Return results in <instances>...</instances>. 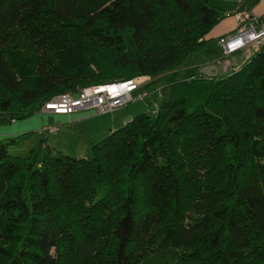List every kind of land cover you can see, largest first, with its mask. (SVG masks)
I'll return each mask as SVG.
<instances>
[{
  "label": "trees",
  "instance_id": "16d2710c",
  "mask_svg": "<svg viewBox=\"0 0 264 264\" xmlns=\"http://www.w3.org/2000/svg\"><path fill=\"white\" fill-rule=\"evenodd\" d=\"M223 17L211 0H0V122L175 71ZM161 91L86 157L0 138V264H264V42Z\"/></svg>",
  "mask_w": 264,
  "mask_h": 264
},
{
  "label": "rangeland",
  "instance_id": "374dc122",
  "mask_svg": "<svg viewBox=\"0 0 264 264\" xmlns=\"http://www.w3.org/2000/svg\"><path fill=\"white\" fill-rule=\"evenodd\" d=\"M190 71L192 72V70ZM181 78V73L173 76V79ZM145 80L149 84V89L154 90V93L150 94L151 101L150 99H137L135 95L138 90H135L132 101L105 113H96L93 110H79L69 115L54 114L38 110L34 105L30 108L32 112L30 115L7 123L0 122V138L31 132L30 142L34 143L40 138H45L52 149L71 156L86 157L89 155V147L92 143L102 140L112 128H117L123 121L126 122L132 116L147 111L153 106V102L159 101L162 91L159 95L155 90L157 88L161 90L169 79L164 76L158 79L145 78ZM48 124L58 126V130L42 132V126ZM24 148H27V146L25 145Z\"/></svg>",
  "mask_w": 264,
  "mask_h": 264
},
{
  "label": "built area",
  "instance_id": "2783aa9c",
  "mask_svg": "<svg viewBox=\"0 0 264 264\" xmlns=\"http://www.w3.org/2000/svg\"><path fill=\"white\" fill-rule=\"evenodd\" d=\"M232 14L237 20V26L230 33L218 38L222 52L225 55H229L248 46L253 47V52L258 51L264 42V15L259 17L251 14L249 7L243 0H236V6ZM233 69L237 68L234 67ZM145 78L148 79L146 76H136L125 81L114 82L111 84L117 86L114 90H102L107 86L105 84L84 87L76 95L70 93L57 94L45 102L40 110L67 115L79 110H93L96 113L113 111L132 101L135 90H138L135 95L137 99L145 100L150 98V94L154 90L149 91L144 88L147 83ZM155 91L160 95V88ZM156 109L157 103L153 102V106L149 108V111L155 113ZM42 130V132H54L58 130V126L43 125Z\"/></svg>",
  "mask_w": 264,
  "mask_h": 264
},
{
  "label": "crops",
  "instance_id": "0c3cea01",
  "mask_svg": "<svg viewBox=\"0 0 264 264\" xmlns=\"http://www.w3.org/2000/svg\"><path fill=\"white\" fill-rule=\"evenodd\" d=\"M243 1L249 7L251 14L259 17L264 15V0ZM211 3L219 7L225 14V17L218 21L207 33L206 37L211 40L201 50L191 53L179 69L166 73L161 77L165 76L167 79L172 80L174 74L178 73H181V79L194 73L205 76L226 73L233 70L234 67L238 68L252 54V46L229 55L222 52L218 38L230 33L237 26V20L232 14L236 6V0H211ZM124 123L123 121L121 125Z\"/></svg>",
  "mask_w": 264,
  "mask_h": 264
},
{
  "label": "bare ground",
  "instance_id": "6f19581e",
  "mask_svg": "<svg viewBox=\"0 0 264 264\" xmlns=\"http://www.w3.org/2000/svg\"><path fill=\"white\" fill-rule=\"evenodd\" d=\"M112 83L107 84L106 87H104L102 90L109 89V90H114L117 86L116 85H111Z\"/></svg>",
  "mask_w": 264,
  "mask_h": 264
}]
</instances>
